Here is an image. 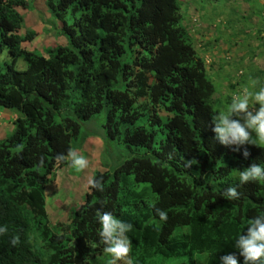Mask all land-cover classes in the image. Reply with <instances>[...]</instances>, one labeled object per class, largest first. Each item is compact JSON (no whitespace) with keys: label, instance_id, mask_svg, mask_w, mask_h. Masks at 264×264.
<instances>
[{"label":"trees","instance_id":"1","mask_svg":"<svg viewBox=\"0 0 264 264\" xmlns=\"http://www.w3.org/2000/svg\"><path fill=\"white\" fill-rule=\"evenodd\" d=\"M26 2L0 0V56L11 60L0 64V109L12 115L0 140V264H109L97 211L133 225V264H220L231 253L243 264L233 245L264 211V181L241 186L238 171L264 167V147L246 146L245 159L215 140L216 90L179 0H44L55 42L67 43L41 54L22 46L36 37L19 35ZM103 111L104 154L119 143L130 158L94 171L104 191L86 188L65 222H51L48 186L78 172L55 157L78 151L90 137L81 127ZM229 187L239 199L223 195Z\"/></svg>","mask_w":264,"mask_h":264},{"label":"rangeland","instance_id":"2","mask_svg":"<svg viewBox=\"0 0 264 264\" xmlns=\"http://www.w3.org/2000/svg\"><path fill=\"white\" fill-rule=\"evenodd\" d=\"M43 1L44 0H27V7H20L17 9L19 14L23 17V20L25 19L24 25L19 31L20 34L25 33L27 30H32L34 32L38 31V33H40L39 37L33 43L28 46L26 43L24 44L26 50L32 53H41L44 44H52L54 42V39L50 36L44 37L45 39L43 40V29H41L38 24L33 25V22L28 18V15L33 18H39L44 22H41L42 25L47 22L46 18H50V16L47 13ZM182 1L183 0H179L181 5L184 2ZM196 1L197 4H203L202 9H198L197 13L200 20L186 28L193 40L196 53L199 56L213 55V53L208 52L205 46L206 44L203 45V43L206 40H210L211 43L215 40L219 41V39L223 42L225 41V45H221V43L218 42L217 45L219 49L215 51H218V54L224 55L223 60L226 62V65H215V62L210 59L206 60L207 62L205 63L208 77L216 90L214 99H216L217 102L214 105V110L219 112L221 110H226L227 105L231 103L232 96L238 94L243 87L248 86L251 88L253 81L258 82L254 90H258L259 87L264 86V0ZM252 7L254 8L252 9ZM214 13L217 15L215 16ZM212 16H214L215 19H212L211 22L210 19ZM68 19L71 20L70 15H68ZM53 20L54 19L51 18L50 24L55 26L56 24ZM186 21H188V18ZM50 24L49 32L51 35H55L54 29ZM227 27L229 28L227 29ZM229 30H234L238 38L233 40L232 44H227L226 42L228 41V37L225 36V34L228 35L229 33L227 31ZM223 37L224 40L222 39ZM57 39L58 45H66L67 42L65 38L58 37ZM214 45H216L215 42ZM230 50L235 53L237 57L235 60L231 56H227ZM218 54H215V57ZM10 61L11 60L4 54L0 56V64ZM16 67L18 69H25L26 65L19 59ZM227 98L229 100H226ZM256 107L258 108L259 106L257 105ZM104 122L105 112L103 111L93 117L88 123H85L80 129V134L89 135L92 138L101 140V136L104 135ZM4 131L5 129H0V140L5 136ZM79 145L80 143L77 144V140L72 142V147L76 146V150ZM259 146L264 147V145ZM91 158L94 159V154L91 155ZM129 158L130 155L123 149L121 144H113L111 142L99 163L102 168L106 166L105 164H108L105 168H109L110 171H112L114 167L120 165L124 160ZM95 163L98 164V160H96ZM68 170L69 167L62 169L60 177L62 176L63 179L48 186L49 193H55L56 191L55 195L49 194L47 196V208L51 222H54V220H56V222H65L70 210L77 208L82 203V196L87 188L88 176L86 177L80 172L77 176H68L66 180L64 178L67 177ZM74 187H76L77 190L74 189Z\"/></svg>","mask_w":264,"mask_h":264},{"label":"clouds","instance_id":"3","mask_svg":"<svg viewBox=\"0 0 264 264\" xmlns=\"http://www.w3.org/2000/svg\"><path fill=\"white\" fill-rule=\"evenodd\" d=\"M28 16L33 22V25L38 24L40 28L43 29V40L46 36H50L54 39L52 44L48 43L43 45L44 47L41 53L47 48L54 47L55 44L58 45L55 42V36L59 34L57 29H60L58 23L53 20L56 25L52 26L50 24L51 18L47 17V22L42 25L41 22L43 21L39 18ZM24 22L25 19L23 20L22 26ZM49 24L54 29L55 35L50 34ZM30 31L32 30H27L25 33L19 35L23 37ZM35 33L36 37L31 42H24L22 44L24 48H26L24 45L25 43L28 46L39 37L40 33H38V31H35ZM257 83V81H253L251 88L248 86L243 87L238 94L232 96L231 103L227 105L226 110H221L211 117V123L213 125L212 131L215 133V140L223 146H235L233 147L234 151L243 149V157L245 159L250 155L246 146L258 147L259 145H264V86L259 87L258 90H254ZM257 105L259 106L258 108L256 107ZM3 110H0V114L11 116L8 113H1ZM8 122L10 123V121L0 119V126ZM55 160L57 163L68 161L70 166L79 172L89 167V160L71 149H69L66 155L57 154ZM42 163L43 161L41 160V164ZM197 164L198 161L192 159L186 161L184 166L191 167ZM99 167L101 168V166ZM238 174L239 184L241 186L251 182L264 181V167H261L257 163H253L249 167L238 171ZM86 187L89 190L95 189L100 192L104 191L101 180L95 177L88 179ZM223 195L227 197L229 201L240 198V193L235 187L227 188ZM156 214L161 221H167L168 216L164 210L156 209ZM96 215L100 225L98 230L99 244L103 245V252L110 257L109 264H118V262H121V264H133V260L130 256L132 241L128 236V233L133 229V225L117 219L112 213L107 211H97ZM246 228V234H239L233 246L238 251L239 257L243 258V264H264V211L247 220ZM6 233L7 227H0V235H5ZM19 243V235L11 237L10 244L13 247ZM220 264H239L238 256L235 253L222 256L220 258Z\"/></svg>","mask_w":264,"mask_h":264},{"label":"crops","instance_id":"4","mask_svg":"<svg viewBox=\"0 0 264 264\" xmlns=\"http://www.w3.org/2000/svg\"><path fill=\"white\" fill-rule=\"evenodd\" d=\"M183 1H182L183 2L182 5H181V12H182V16H183V24L187 28V26H190V25L198 22V20H200V17H198L197 13H198V9H202L203 4H199V3L197 4L196 0H183ZM253 8L254 7H252V9ZM229 10H231V9H229ZM214 15L216 16L217 14L214 13ZM187 18H188V21H186ZM212 19H215V17L212 16V18L210 19L211 22H212ZM214 22H215V20H214ZM228 28L229 27H227V29ZM229 31H227L229 33L228 35L225 34V36L228 37V41H226V42H227V44L228 43L232 44V41L237 38V35H235V31L234 30H229ZM224 32H226V31H224ZM224 37L222 38L223 40H224ZM214 42H215L216 45H214ZM218 42H220L221 45H225V41L223 42L220 39H219V41H216V40L213 41V43H211L210 40H206L203 43V45L206 44L205 46L208 49V52L213 53V55H209V56H204V55L200 56L202 58V60L204 61V63L207 62L206 60L210 59L213 62H215L214 63L215 65H220V66H225L226 65V62L223 60L224 55L218 54V51H215V50L219 49L218 45H217ZM215 54H218V55H216V57H215ZM227 56H231L234 60L237 58L235 56V53L232 52V50H230V52L227 53ZM211 66L215 67L214 65H211ZM1 113L6 114L7 111L3 110ZM11 117H12V115L9 116L7 114L6 115L0 114V119H2L4 121H11ZM0 129H5L4 132H5V136H6V134H8L12 130L11 124L8 122L7 124L1 125ZM76 152L79 155L85 156L89 160V167L86 168L84 171H82L81 174H84L86 177L88 176L87 177L88 179L91 178V176L94 173V171L96 169H100V168H98L99 166H101L99 161L101 162V159L104 156V149H103L102 141L99 140V139H96V138L88 137L83 142L81 148L78 151H76ZM92 154H94V159L91 158ZM96 160H98V164L95 163ZM101 168H102V166H101ZM79 173L80 172H77L75 176H77ZM74 189L77 190L76 187H74Z\"/></svg>","mask_w":264,"mask_h":264}]
</instances>
